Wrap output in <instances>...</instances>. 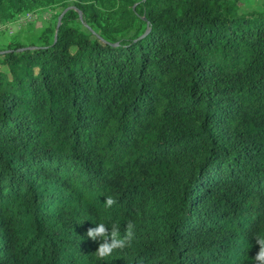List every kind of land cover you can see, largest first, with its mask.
I'll return each instance as SVG.
<instances>
[{
	"label": "trees",
	"instance_id": "1",
	"mask_svg": "<svg viewBox=\"0 0 264 264\" xmlns=\"http://www.w3.org/2000/svg\"><path fill=\"white\" fill-rule=\"evenodd\" d=\"M238 1L0 0L74 8L0 49V264H253L264 2ZM129 221L100 260L87 229Z\"/></svg>",
	"mask_w": 264,
	"mask_h": 264
},
{
	"label": "rangeland",
	"instance_id": "2",
	"mask_svg": "<svg viewBox=\"0 0 264 264\" xmlns=\"http://www.w3.org/2000/svg\"><path fill=\"white\" fill-rule=\"evenodd\" d=\"M264 0H239L236 7L238 12H249L260 10ZM66 8L58 3L44 5L33 10L24 11L12 17L1 19L0 21V49L5 48L7 40L14 35H19L24 43L35 41L39 34L46 27H54L55 19L57 22L73 10L71 2H67Z\"/></svg>",
	"mask_w": 264,
	"mask_h": 264
},
{
	"label": "clouds",
	"instance_id": "3",
	"mask_svg": "<svg viewBox=\"0 0 264 264\" xmlns=\"http://www.w3.org/2000/svg\"><path fill=\"white\" fill-rule=\"evenodd\" d=\"M117 201L109 196L104 201L106 208H111ZM135 224L129 221L125 225V232L121 236L119 227L115 224L109 229L105 223L96 224L95 227L87 229L86 237L94 242H98L95 255L103 260L110 256L115 250H123L130 246L134 236ZM255 244L258 245V251L252 258L253 264H264V234H256L254 237Z\"/></svg>",
	"mask_w": 264,
	"mask_h": 264
},
{
	"label": "water",
	"instance_id": "4",
	"mask_svg": "<svg viewBox=\"0 0 264 264\" xmlns=\"http://www.w3.org/2000/svg\"><path fill=\"white\" fill-rule=\"evenodd\" d=\"M58 24H59V21H58Z\"/></svg>",
	"mask_w": 264,
	"mask_h": 264
}]
</instances>
